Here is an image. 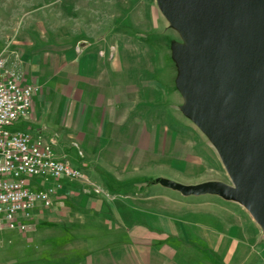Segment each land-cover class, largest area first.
<instances>
[{"label":"rangeland","instance_id":"rangeland-1","mask_svg":"<svg viewBox=\"0 0 264 264\" xmlns=\"http://www.w3.org/2000/svg\"><path fill=\"white\" fill-rule=\"evenodd\" d=\"M216 1H221L223 8L217 16L220 42L219 30H214L218 28L213 14ZM228 1L0 0V60L4 61L6 74H15L9 68L15 69L18 49L37 53L86 45L97 53L104 51L107 58H123L124 70L156 72L164 66L155 81L165 83L170 109L163 111L156 103L153 110L146 112L147 143L140 147L144 145L147 150L140 148L138 157L132 158L139 169L132 182L156 183V189L148 194L160 197L165 193L170 199L173 220L183 217L189 222L197 220L202 226L210 224L233 238L236 248H243V254L238 252V264H246L247 260L255 264L257 259H264V215L244 201L202 193L213 187L235 188L221 123L203 107L204 101L194 92L195 50L199 58H204L203 79H213L218 85L242 86L246 71L241 51L243 40L234 38V32L243 35L247 7L256 0H235L233 5ZM260 1L264 19V0ZM198 35L203 45L194 49L191 39ZM250 39L252 43L247 48L263 58L264 30L254 31ZM258 66L264 69V62ZM141 82L140 79V89ZM161 93L156 84L155 102L160 101ZM142 113L140 110L139 115ZM142 188L103 194L108 199L128 195L142 198L147 195ZM46 211L34 214L24 232H5L11 234L10 241L30 252L40 242L44 247L60 242L65 245V239H57L60 233L81 230L78 225L82 224L75 226L66 219H51L53 208ZM174 222L177 228L178 221ZM8 243L0 239V264L9 261L10 257L1 253Z\"/></svg>","mask_w":264,"mask_h":264},{"label":"crops","instance_id":"crops-1","mask_svg":"<svg viewBox=\"0 0 264 264\" xmlns=\"http://www.w3.org/2000/svg\"><path fill=\"white\" fill-rule=\"evenodd\" d=\"M14 67L9 70L23 84L38 88L14 130L51 143L54 158L81 173L79 179L50 180L48 186H59L52 206L35 210L31 218L53 208L54 221L83 227L60 233L57 239H65V245L40 242L33 252L16 247L5 233L15 231L4 230L0 239L10 242L1 251L10 257L6 264H238L243 248H236L228 234L197 220H173L165 193L148 194L156 183L132 182L139 172L132 158L140 148L147 150L140 147L147 143L146 112L156 103L163 111L170 109L165 83L155 81L164 66L158 72L124 70L123 58H107L85 45L37 53L18 49ZM156 84L163 92L159 102ZM139 185L145 197L108 199L103 194L138 190Z\"/></svg>","mask_w":264,"mask_h":264},{"label":"water","instance_id":"water-1","mask_svg":"<svg viewBox=\"0 0 264 264\" xmlns=\"http://www.w3.org/2000/svg\"><path fill=\"white\" fill-rule=\"evenodd\" d=\"M234 1L229 0V5H233ZM260 4L261 1L256 0L254 5L247 7L249 11L246 14L243 35L234 32V38L243 40L241 51L246 65L243 70L246 71L242 86L218 85L213 79H203L201 71L204 70V58H199L195 50L197 67L194 73V92L204 101L203 107L221 123L222 136L227 146L229 171L235 184L233 189L213 187L203 190L202 193H214L227 200L244 201L256 213L264 215V69L258 66L260 62H264V57L253 55L247 48L252 43L250 37L253 32L264 30ZM221 6V1H216L215 11L211 10L216 18L222 12ZM217 25L218 28L214 30H219L218 41L221 31L218 18ZM199 39V35L195 40L191 39L194 49L203 45Z\"/></svg>","mask_w":264,"mask_h":264},{"label":"built area","instance_id":"built-area-1","mask_svg":"<svg viewBox=\"0 0 264 264\" xmlns=\"http://www.w3.org/2000/svg\"><path fill=\"white\" fill-rule=\"evenodd\" d=\"M37 91L6 74L0 60V233L25 231L35 210L52 206L59 186H48L50 180L81 177L79 170L54 158L51 143L14 130Z\"/></svg>","mask_w":264,"mask_h":264}]
</instances>
